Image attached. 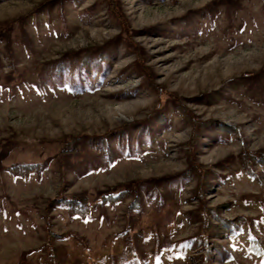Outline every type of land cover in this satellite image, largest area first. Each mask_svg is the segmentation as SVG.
<instances>
[{
    "label": "rangeland",
    "instance_id": "rangeland-1",
    "mask_svg": "<svg viewBox=\"0 0 264 264\" xmlns=\"http://www.w3.org/2000/svg\"><path fill=\"white\" fill-rule=\"evenodd\" d=\"M58 2L0 0V264H50L53 247L60 264L258 263L251 242L264 246V165L252 176L240 154L264 149V0H119L143 66L109 0ZM99 47L111 65L104 71L97 53L86 86L72 88L79 55ZM67 54L74 60L59 80L54 62ZM172 96L200 121L238 127L204 130L194 156L216 176L201 200L198 179L184 176L193 127ZM128 123L129 135L112 134L114 164H96V143L61 153L77 135ZM16 163L44 167L14 176ZM138 183L139 210L130 209L135 194L96 203ZM73 195L90 199L87 219L56 203ZM202 204L230 221H261L199 243L193 211ZM219 244L231 259L218 257Z\"/></svg>",
    "mask_w": 264,
    "mask_h": 264
},
{
    "label": "trees",
    "instance_id": "trees-1",
    "mask_svg": "<svg viewBox=\"0 0 264 264\" xmlns=\"http://www.w3.org/2000/svg\"><path fill=\"white\" fill-rule=\"evenodd\" d=\"M61 7L64 6L65 0H59L58 2ZM119 0H109V8L114 17L120 22L123 23L124 29H126L127 35L131 36V38H128L127 41L130 43V45H133L134 50L137 53L138 58V64L143 66V58L142 53L143 50L140 48V46L136 45L134 41H132V33L129 27V24L127 20H125L124 16L122 15L119 7ZM106 50V51H105ZM108 51L110 49H106V47H99L97 49H87L86 52L82 55H79L78 57V63L75 66V68L78 70L76 73L75 78V84L70 85L72 88L76 87H83L86 86V83L88 81V71H95L97 67L90 68L92 60L98 59L99 64L103 65V70L106 71V68H108L111 65V59L108 57ZM98 53V56L94 57ZM67 56V57H65ZM64 57L58 60H55L54 64L55 66L53 69H55V77L59 80L63 77V72L65 69V65L69 64L67 62L68 60H74L71 55L68 54ZM142 70H144L146 76L149 80V87L159 90L160 88L158 85L153 82L152 74L147 70L145 67H142ZM252 79V78H251ZM255 81V80H254ZM174 101L179 102L177 107H179V110L183 112L186 115V119L190 122V124L193 127L192 134H191V141L189 144V163L190 167L186 174L187 178L190 177H196L198 179V197L203 198L202 193L205 191L212 189L213 185L211 183V180H214L215 176L211 173L210 166L199 164L196 160L195 151L200 146V141L203 138V132L204 130H210L214 126V130L217 134L223 135V134H229L232 135L233 133L237 132L238 127H228L226 125L217 124L216 121H205L203 122L196 119L193 113L183 106L182 102L179 101L178 98L175 96H172ZM165 115L163 114L162 117H159L163 120ZM144 124V123H142ZM132 128L131 124H125L124 127L116 129L113 132H107L106 134H103V136L100 137H93L88 138L84 136L77 135L76 137L72 138L70 142L66 145L65 148L61 151V153L68 157L78 154L79 145L82 144H97L96 146L99 148L100 151V160L96 162L98 164L99 162L105 163L106 165L114 164L119 158H121V154H119L115 149L111 146V140L113 138L112 134H117L119 136L122 135H129L130 129ZM148 128V127H146ZM149 130V129H146ZM149 134V133H148ZM241 155L243 167L247 169L251 175H254L253 172V166L256 164L264 165V149L256 151V152H250V151H244ZM104 160V161H102ZM44 167L43 164L39 163H16L12 166L7 168V171L11 173L12 175H18V176H28L32 175L34 173H39L42 171V168ZM144 186L141 183H138V185H132V187H129L128 185L124 186L123 189L120 191L119 194H115L114 192H104L100 194L99 198L95 199L97 204H101V206H113L117 203H119L122 199H124L127 196H130L131 194L136 195V199L131 203L130 209L139 210L142 207V203L140 200V197H138V190ZM203 200V199H202ZM56 203L58 206L62 205L71 210L75 216H80L84 218H88L91 212V201L88 199L86 195H73L71 197H64L56 199ZM220 207L217 208H210L205 207V205H201L199 209L196 211H193V215L196 217L195 219L201 223L200 227V233H199V243H202L204 240H206L209 237H212L213 239H224L226 236H232L238 234L242 231V228L244 224L251 225L256 222H260L261 219L254 220V219H245V218H239L233 221H230L228 219L222 218L220 215ZM209 216H211V220L209 219ZM214 219L216 223L212 221ZM67 235H55L54 233L50 234V241L59 239L63 240L66 239ZM251 248L252 251L259 257V262L255 264H264V246L262 242L258 238L253 239L251 242ZM60 249L56 247V249L53 247L51 248V263L50 264H60L61 262V255H60ZM216 254L218 257H221L222 259H231L232 254L228 250V248L225 246V244H219L215 246Z\"/></svg>",
    "mask_w": 264,
    "mask_h": 264
}]
</instances>
